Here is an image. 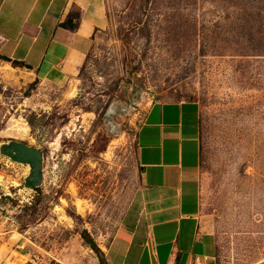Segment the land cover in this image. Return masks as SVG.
<instances>
[{
  "label": "rangeland",
  "instance_id": "374dc122",
  "mask_svg": "<svg viewBox=\"0 0 264 264\" xmlns=\"http://www.w3.org/2000/svg\"><path fill=\"white\" fill-rule=\"evenodd\" d=\"M109 26L64 86L0 59V144L44 153V178L0 155V264H98L139 185L146 113L198 115L200 216L215 264H264V0H106ZM128 60V61H127ZM136 80L128 84L125 64ZM138 141V146H137ZM175 143V137L171 139Z\"/></svg>",
  "mask_w": 264,
  "mask_h": 264
},
{
  "label": "crops",
  "instance_id": "0c3cea01",
  "mask_svg": "<svg viewBox=\"0 0 264 264\" xmlns=\"http://www.w3.org/2000/svg\"><path fill=\"white\" fill-rule=\"evenodd\" d=\"M68 21L75 27L63 25ZM108 26L106 0H0V56L61 87L77 77L97 32ZM163 104L179 105V119L153 115L156 104L146 113L138 130L147 138L139 185L98 264H215L217 242L200 216L197 107L192 103L196 114L189 122L181 110L187 102Z\"/></svg>",
  "mask_w": 264,
  "mask_h": 264
},
{
  "label": "water",
  "instance_id": "95a60500",
  "mask_svg": "<svg viewBox=\"0 0 264 264\" xmlns=\"http://www.w3.org/2000/svg\"><path fill=\"white\" fill-rule=\"evenodd\" d=\"M0 155L28 167L29 172L24 179L25 189L34 190L40 187L44 178V153L42 150L18 140H10L0 144Z\"/></svg>",
  "mask_w": 264,
  "mask_h": 264
},
{
  "label": "trees",
  "instance_id": "16d2710c",
  "mask_svg": "<svg viewBox=\"0 0 264 264\" xmlns=\"http://www.w3.org/2000/svg\"><path fill=\"white\" fill-rule=\"evenodd\" d=\"M64 26H70V27H75V25L73 23H70V21L67 22V24H63ZM0 59H3L6 62H10L14 67H25V68H30L28 65H26L24 62L21 61H17V60H11L10 58L7 57H1ZM128 61V60H127ZM126 61L125 64V72H126V79H124L126 82H128V84H133V80H136V77H134L133 73H135L134 68L129 67L130 63ZM81 236L84 239V241L86 242V244L88 245V247H90L98 256H100V262L102 263V252L99 248V246L97 245V243L91 238V236L89 235V233L87 232V230H83L81 232Z\"/></svg>",
  "mask_w": 264,
  "mask_h": 264
},
{
  "label": "bare ground",
  "instance_id": "6f19581e",
  "mask_svg": "<svg viewBox=\"0 0 264 264\" xmlns=\"http://www.w3.org/2000/svg\"><path fill=\"white\" fill-rule=\"evenodd\" d=\"M0 181H1V177H0Z\"/></svg>",
  "mask_w": 264,
  "mask_h": 264
}]
</instances>
